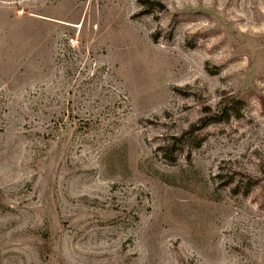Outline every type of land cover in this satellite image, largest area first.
<instances>
[{
    "label": "rangeland",
    "instance_id": "rangeland-1",
    "mask_svg": "<svg viewBox=\"0 0 264 264\" xmlns=\"http://www.w3.org/2000/svg\"><path fill=\"white\" fill-rule=\"evenodd\" d=\"M141 1L0 0V264H264V0Z\"/></svg>",
    "mask_w": 264,
    "mask_h": 264
},
{
    "label": "trees",
    "instance_id": "trees-1",
    "mask_svg": "<svg viewBox=\"0 0 264 264\" xmlns=\"http://www.w3.org/2000/svg\"><path fill=\"white\" fill-rule=\"evenodd\" d=\"M141 2L144 3L143 0ZM221 106H223L222 109L220 108L218 112L214 113L213 116H211V118H213L216 122L226 121L230 119L232 114L237 115L241 110V100L230 98L228 100H225V104H222ZM211 118L203 117L198 121L197 125H200L199 127L202 128L207 125L209 119ZM195 130H198V126H195L192 129V131ZM174 141L177 142L180 140L175 138Z\"/></svg>",
    "mask_w": 264,
    "mask_h": 264
}]
</instances>
